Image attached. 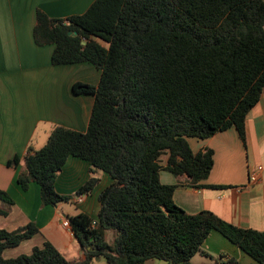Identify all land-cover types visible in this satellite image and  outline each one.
Returning <instances> with one entry per match:
<instances>
[{
  "label": "trees",
  "instance_id": "16d2710c",
  "mask_svg": "<svg viewBox=\"0 0 264 264\" xmlns=\"http://www.w3.org/2000/svg\"><path fill=\"white\" fill-rule=\"evenodd\" d=\"M34 39L55 46L53 66L90 64L101 80L73 86L75 95L95 98L87 131L54 129L44 148L27 154L19 185L27 191L38 184L44 206L70 202L56 189L70 157L104 172L112 184L99 196L97 219L66 217L85 259L70 261L50 242L30 255L4 258L5 250L39 234L30 223L0 230V264H95L100 258L192 264L213 231L264 264V231L236 227L211 211L188 214L174 200L180 186L160 179L163 170L188 175L195 189L208 179L214 153H195L191 139L234 128L246 143L247 118L264 91V0H95L67 19L38 11ZM19 162L16 157L8 166ZM97 183L90 179L77 197ZM0 199L14 204L4 192Z\"/></svg>",
  "mask_w": 264,
  "mask_h": 264
},
{
  "label": "crops",
  "instance_id": "0c3cea01",
  "mask_svg": "<svg viewBox=\"0 0 264 264\" xmlns=\"http://www.w3.org/2000/svg\"><path fill=\"white\" fill-rule=\"evenodd\" d=\"M95 0H0V192L14 202L8 206L0 199V230L9 232L34 223L39 234L18 247L5 250L6 259L32 254L35 247L52 243L68 260L85 259L79 243L63 222L67 216L86 214L97 219L99 196L112 184L102 171H92L91 165L70 157L59 172L56 189L72 197L70 202L56 207L44 206L41 188L31 183L24 191L18 176L26 169L29 151H39L47 145L57 127L86 132L95 98L75 95L76 83L98 86L101 71L90 64L53 66L55 46H39L34 39L37 12L53 19H67L84 14ZM195 153L212 150L214 166L201 188L189 186L191 177L174 176L162 171L160 179L166 185H179L175 203L191 215L211 211L232 225L264 231V173L257 183H251L250 172L264 166V91L259 104L250 112L246 124V143L234 129L218 133L207 140H190ZM19 158L17 166L8 162ZM167 157L163 158L165 165ZM92 178L98 180L94 189L77 204V192ZM74 206V210L70 207ZM111 233H107V238ZM203 253L196 255L212 264H225L235 259L239 264H259L222 234L213 231ZM95 264H104L100 259ZM146 264H166L149 261Z\"/></svg>",
  "mask_w": 264,
  "mask_h": 264
},
{
  "label": "built area",
  "instance_id": "2783aa9c",
  "mask_svg": "<svg viewBox=\"0 0 264 264\" xmlns=\"http://www.w3.org/2000/svg\"><path fill=\"white\" fill-rule=\"evenodd\" d=\"M262 173H264V166L263 165L257 166L255 169H253L250 172V175H249L250 182L251 183H257L259 181L260 175ZM76 201H77V204L82 203L83 202V196H79ZM63 225L66 228H70V223L66 218L63 222Z\"/></svg>",
  "mask_w": 264,
  "mask_h": 264
},
{
  "label": "rangeland",
  "instance_id": "374dc122",
  "mask_svg": "<svg viewBox=\"0 0 264 264\" xmlns=\"http://www.w3.org/2000/svg\"><path fill=\"white\" fill-rule=\"evenodd\" d=\"M104 44V43H103ZM105 45V44H104ZM74 210L75 207L72 206L70 207V210ZM111 240V236L108 238ZM100 260L104 263V264H107L106 260L104 258H100ZM158 263H163V261H157ZM165 263V262H164ZM192 264H212V262L209 260V259H206L205 257L203 256H197L196 259H194L192 261Z\"/></svg>",
  "mask_w": 264,
  "mask_h": 264
},
{
  "label": "water",
  "instance_id": "95a60500",
  "mask_svg": "<svg viewBox=\"0 0 264 264\" xmlns=\"http://www.w3.org/2000/svg\"><path fill=\"white\" fill-rule=\"evenodd\" d=\"M70 35H72V33H70Z\"/></svg>",
  "mask_w": 264,
  "mask_h": 264
}]
</instances>
